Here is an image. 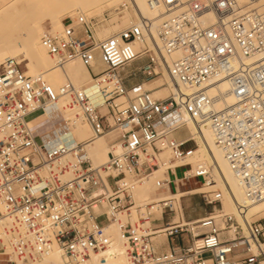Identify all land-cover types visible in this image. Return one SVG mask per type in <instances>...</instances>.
Masks as SVG:
<instances>
[{"label": "built area", "instance_id": "2783aa9c", "mask_svg": "<svg viewBox=\"0 0 264 264\" xmlns=\"http://www.w3.org/2000/svg\"><path fill=\"white\" fill-rule=\"evenodd\" d=\"M149 5L162 16L160 45L155 20L144 16L101 40L103 16L79 13L64 20L61 34L42 37L58 68L78 61L89 69L96 95L72 82L56 90L15 59L0 65V264H54L55 252L61 264H114L118 256L125 264H264V219L243 225L225 212L223 193L210 182L213 169L192 163L199 143L189 127H210L247 200L263 202L264 0ZM165 73L179 91L163 98L152 91L135 94L143 86L139 79L151 82ZM223 81L235 102L217 109L224 94L212 96L208 89ZM64 100L91 127L88 143L113 135L104 165H94L84 144L56 146L38 135L33 121ZM185 167L179 179L177 169ZM161 169L159 192L202 180L199 196L212 211L199 226L165 222L173 200L160 203V219L148 202L133 215L136 190ZM121 179L127 182L109 190L108 180ZM96 190L102 194L90 198ZM154 238L170 241L167 252Z\"/></svg>", "mask_w": 264, "mask_h": 264}, {"label": "bare ground", "instance_id": "6f19581e", "mask_svg": "<svg viewBox=\"0 0 264 264\" xmlns=\"http://www.w3.org/2000/svg\"><path fill=\"white\" fill-rule=\"evenodd\" d=\"M2 1L6 2V0ZM18 1L19 0H11V3L8 5L5 3L0 7V65L7 59H18L21 65H29L36 76H44L47 78L49 83L56 90H59L67 82H72L77 88L88 89L92 95H96L97 93L92 86V73L85 66H82L78 61L67 64V68H58L53 64L50 55L41 45L42 35H44L42 34V28H44L42 25L46 21H51L54 25V28L51 32L55 35L61 34L64 27L62 19L64 16L62 17L60 15L62 12L61 9H64V11L67 13H72L75 11H82L83 13L84 11H89L92 9L101 10V6L107 2H113V4H117L122 0H45L41 2L40 6L37 8L31 10L21 9L17 12L13 9L15 8L14 4H16ZM125 1H129L133 5H136L133 7L135 12L134 16L132 15L135 18L136 23L137 21L140 23V21L143 19V16L155 20L152 31L154 32L157 43L160 45L157 27L159 26V20L162 16L159 17V13L151 10L149 5L150 0ZM46 6H48L49 9H47ZM211 19L213 20V18ZM135 22L131 21L129 26L135 24ZM46 27L49 29V25ZM111 36L113 35L111 34L109 36H104V38H101V40L107 39ZM154 46L156 51L160 52L155 43ZM162 79L164 81L163 84L154 85V82ZM156 81L153 80L143 84L141 88L134 90L135 94L150 90L152 85L154 87H152L151 90L156 91V96L161 98L170 97L172 92L176 93L179 91L177 84L168 75V73H165L163 76L157 78ZM208 90L209 94L212 96H221L224 94L223 98L216 104L217 109H222L225 105L233 104L235 102L233 94L229 93V91L232 89L230 83L227 81L217 83L211 86ZM66 105V100L57 105H49L46 109L47 115L39 119L40 121L51 123L53 126V129L48 132V134H45L46 140L50 144H55L56 146L66 145L75 147L77 144H84V149L87 152L88 158L93 161L95 166H100L99 164L109 159V141L111 142L114 139L113 135L109 136V141H107V137H104L101 138V140L88 143L87 141L93 137V135H91L92 132H90L91 127L85 121H83L82 115L80 118H76L77 113L70 111L68 108L66 109ZM66 123L69 124L66 125ZM35 124L37 123H34V125ZM189 127L191 130H193L195 138L199 143L196 157L194 160H192V163L194 166L197 164L198 166H209L213 169L210 180L215 181L226 196L222 203L225 212L229 214L231 212L236 213L242 221V223H240L243 225L246 223V219L251 221L252 218L264 214V201L261 203L252 204L247 200L245 192L236 179L233 170L230 168L221 149L218 148L215 142L214 133L210 127L208 125H204L202 131L196 130L192 124H190ZM163 170L164 169H161L157 175L161 174ZM125 182H127V179H121L119 182L108 180L107 184L109 187H107L109 190H111V188H113L116 184H125ZM145 192L146 193L138 191L135 194L137 206L132 210L135 217L137 216L136 209L142 207L143 199L147 195V191ZM190 194H202V191L195 190L186 194L171 193L170 196H166L163 199L158 200L157 204L166 202L168 200H173L170 203L171 210L178 212L174 220V224L181 223L182 225H187L190 223L192 224V227H197L203 219L192 222L182 221L184 210H182L181 199ZM159 207V205L152 206L151 210H156ZM240 207L245 210L244 216L239 211ZM163 213V211L160 213L159 219L162 218ZM117 240H119L118 236ZM50 262L54 264H61L62 260L60 254L55 252V254L50 258ZM113 263L125 264V261L122 256H118L117 258L113 259Z\"/></svg>", "mask_w": 264, "mask_h": 264}, {"label": "rangeland", "instance_id": "374dc122", "mask_svg": "<svg viewBox=\"0 0 264 264\" xmlns=\"http://www.w3.org/2000/svg\"><path fill=\"white\" fill-rule=\"evenodd\" d=\"M0 0V7L1 5L3 4H9L11 3V0H6V2ZM45 0H19L15 5V8L13 10L15 11H19L21 9H34V8H37L40 6L41 2H43ZM129 3V1H125V0H122L121 2L117 3V4H113V2H107V3H104L101 7L102 9L99 10V9H92V10H89V11H84L83 13H86L87 15L91 16V17H102V24L100 25L99 29H98V33H99V39L101 38H104V36H109V35H115V34H119L122 32V30L124 29H127L131 26L130 25V22L132 21H136L135 18L133 17L134 16V8L133 7H129L128 9H123L121 7V5L123 3ZM109 3V4H108ZM135 5V4H134ZM133 5V6H134ZM136 6V5H135ZM13 7V6H12ZM47 9H49L48 6H46ZM61 16L63 17V23H64V20L67 19V18H75L79 13H82V11H75V12H72V13H67L66 11H64V9H61ZM101 11V12H100ZM67 13V14H66ZM133 15V16H132ZM148 18V17H147ZM152 19V18H151ZM48 24H47V23ZM42 27H46L49 25V29L48 27H46L45 29L42 28V34L45 35V33H50V34H53L55 35L54 33H52L51 31L53 30L54 28V25L52 24L51 21H46ZM125 22V23H124ZM138 23V21H137ZM136 24V22H135ZM45 25V26H44ZM52 25V26H51ZM129 26V27H128ZM52 27V28H51ZM127 27V28H126ZM47 30V31H46ZM105 33V34H104ZM110 33V34H109ZM104 34V35H103ZM107 34V35H106ZM42 35V37L44 36ZM58 35V34H56ZM102 35V36H101ZM51 57V56H50ZM9 60V59H7ZM6 60V61H7ZM16 61L19 62V64L21 65L20 61L18 59H15ZM51 60L53 62V64L56 66V62L54 60L53 57H51ZM5 62V61H3ZM80 63V62H79ZM3 64V63H2ZM81 64V63H80ZM82 65V64H81ZM84 66V65H82ZM21 68L29 75H32V76H36L34 74V71L31 69V67L27 64H23L21 65ZM65 68H67V65L65 66ZM46 80L49 82V80L46 78ZM157 80V79H156ZM154 80V81H156ZM163 79L162 80H159V81H156L154 82V85H160V84H163ZM137 83V82H136ZM145 83H148V82H145ZM143 83V84H145ZM152 87H154L153 85L150 87L152 89ZM147 90V91H152L154 94L156 93V91L154 90ZM156 95V94H155ZM36 116V115H35ZM33 116V117H35ZM81 116V115H80ZM32 117V118H33ZM85 124V123H84ZM87 125V124H85ZM88 126V125H87ZM35 127H37V133L39 136H44V134L50 132L52 129H53V126L51 123H41V124H37L35 125ZM89 127V126H88ZM90 128V127H89ZM90 132L91 131V128H90ZM91 135H93V132L91 133ZM107 141L110 140V137L108 136L107 138ZM97 140H101V139H97ZM109 147H110V141H109ZM188 147L190 148H193L194 145H189ZM165 157L167 159L170 158L169 154H166ZM107 160H105V162H107ZM105 162L99 164V165H102V164H105ZM187 167L185 168H179L177 169V177L179 179H182L185 177V173L187 171ZM164 173L165 171L163 170L161 174H158L155 176V178H152L150 179L144 186L142 187H139L136 192H143V193H146L145 191H147V195L146 197H144L143 199V204L142 206L148 202V205L149 204H152V206H157L159 205L160 207L157 208L156 210H152L154 212H156L155 214V218L159 219V216H160V213L162 212L161 210L162 207H161V204H157V201L160 200V199H163L164 197L166 196H170L171 193L172 194H178V193H181L180 191H191L192 189H197V190H201L199 188V186L201 185L202 183V180H194L191 182V184H188L187 186L183 187L182 185H179L177 187V183H173L170 187V191H166V192H159L155 189V183L156 181L158 180H162L164 179ZM173 179L175 180V177L173 176ZM211 184H212V189L213 190H219L223 193V200L226 198L223 190L217 185V183L213 180H210ZM216 183V184H214ZM198 187V188H197ZM202 191V190H201ZM135 192V194H136ZM150 193V194H149ZM203 193V191H202ZM100 194H102L101 190H96V191H92L90 194H89V197L90 198H96L98 197ZM149 194V195H148ZM223 203V202H222ZM181 206H182V210H184V216H192L193 219H188L187 221L189 222H192V221H197V220H201V219H204L206 218V216H208L212 209L211 207H208V206H205L203 204V200L201 198V196H199V194H190V195H187L185 198H182L181 199ZM161 209V210H159ZM149 210V209H148ZM176 211H173V210H168V213H166V216H165V222L166 221H170L172 220V218L175 220L178 212H176V216L174 215ZM231 212V211H230ZM230 214H234L237 216V218L239 219L238 221L242 223V221L240 220V218L238 217V215L234 212H231ZM264 219V214H261L259 216H256L254 218H252L251 221H259V220H263ZM116 239H117V236H116Z\"/></svg>", "mask_w": 264, "mask_h": 264}, {"label": "crops", "instance_id": "0c3cea01", "mask_svg": "<svg viewBox=\"0 0 264 264\" xmlns=\"http://www.w3.org/2000/svg\"><path fill=\"white\" fill-rule=\"evenodd\" d=\"M146 81H145V79L144 78H142V79H139L138 81H137V83L138 84H142L143 85V83H145ZM41 119V118H40ZM40 120L38 119V120H34L33 121V123L32 124H34V123H37V124H41V123H44V122H46V121H40ZM47 123V122H46ZM37 124H35V125H37ZM46 134H48V133H46ZM195 166H197L198 167V165L197 164H195ZM168 177L171 179V180H174L173 179V174L172 173H169L168 174ZM180 184L179 183H177V187L179 186ZM107 186L109 187V185L107 184ZM171 186V185H170ZM171 188V187H170ZM195 190H197V189H192L191 191H186V192H184V191H180L181 193H178V194H186V193H189V192H192V191H195ZM186 218H188V216L186 217ZM188 219H193V217L192 216H189V218ZM187 219V220H188ZM187 220H185V221H187ZM196 221V220H195ZM189 222V221H188ZM155 240V244L157 245V248H158V250L159 251H161V252H167V250L170 248V241H168V240H165L164 238H154Z\"/></svg>", "mask_w": 264, "mask_h": 264}]
</instances>
